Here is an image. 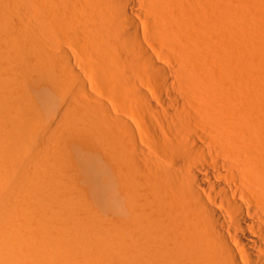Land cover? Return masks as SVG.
Returning <instances> with one entry per match:
<instances>
[{"label":"bare ground","instance_id":"obj_1","mask_svg":"<svg viewBox=\"0 0 264 264\" xmlns=\"http://www.w3.org/2000/svg\"><path fill=\"white\" fill-rule=\"evenodd\" d=\"M238 2L0 0V264H264V0Z\"/></svg>","mask_w":264,"mask_h":264},{"label":"rangeland","instance_id":"obj_2","mask_svg":"<svg viewBox=\"0 0 264 264\" xmlns=\"http://www.w3.org/2000/svg\"><path fill=\"white\" fill-rule=\"evenodd\" d=\"M234 1H237V0H234ZM244 1H245V0H244ZM244 1H243V0H240V3H241V2H244ZM247 2H248V1H247ZM240 3L238 2L237 5H239V6L243 5V4H240ZM172 56L175 57L176 60H177V58H178V54L174 53V54H172ZM172 65H176V64H172ZM88 86H89V85H88ZM89 90H90V88L88 87V91H89ZM61 133H63V131H62ZM62 140H63V142H64L66 139H61L60 141L62 142ZM65 142H66L68 145H70L69 142H68V140L65 141ZM65 142L63 143V145L65 144L64 146L67 145ZM44 156H45V155H44ZM77 159L79 160V161H78V162H79L78 166L80 165L79 168H82V167L85 166V165L87 166L88 163L84 162V163H85V165H84L83 162H82V161H84V158H83V157H79V158L77 157ZM80 159H81V160H80ZM80 161H81V163L83 164L82 167H81ZM88 167H90V166H88ZM88 167H86V169H89ZM91 168H92V167H91ZM83 169H84V168H83ZM92 169H93V168H92ZM77 170H78V169H77ZM77 170H76L77 173H75V171H73V172L70 173V175H71V176H75V177L80 178V176L83 177L84 174L87 175L86 173H89V170L86 171V170L84 169V170H85V173L83 172V170H82V171L78 170V171L80 172V174H79V172H78ZM75 174H76L77 176H76ZM90 174H91V172H90ZM90 174H89V175H90Z\"/></svg>","mask_w":264,"mask_h":264}]
</instances>
